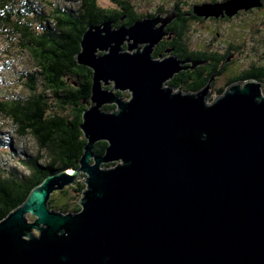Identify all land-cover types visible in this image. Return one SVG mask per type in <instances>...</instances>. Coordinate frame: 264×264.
I'll use <instances>...</instances> for the list:
<instances>
[{"label": "water", "instance_id": "obj_1", "mask_svg": "<svg viewBox=\"0 0 264 264\" xmlns=\"http://www.w3.org/2000/svg\"><path fill=\"white\" fill-rule=\"evenodd\" d=\"M261 7L262 0H227L193 12L231 18ZM173 18L106 22L83 33L75 60L92 78L79 167L46 176L0 222V264H264L262 83L230 84L209 105L210 83L172 93L166 84L182 63L152 53ZM98 142L107 144L103 157L93 153ZM80 172V211L49 209L51 194Z\"/></svg>", "mask_w": 264, "mask_h": 264}, {"label": "trees", "instance_id": "obj_2", "mask_svg": "<svg viewBox=\"0 0 264 264\" xmlns=\"http://www.w3.org/2000/svg\"><path fill=\"white\" fill-rule=\"evenodd\" d=\"M100 1L110 2L112 8L99 7ZM129 1L77 0L75 9L56 5L48 14L43 12L41 15L38 10L35 11V5L33 9L26 1L0 0V32L20 51L29 53L35 66V71L20 73L17 77L27 92L23 98H0V117L10 122L17 138L32 137L39 153H43L19 158L27 176L21 177L0 167V221L18 208L46 176L79 167L78 162L86 144L80 124L90 97L92 73L88 68L77 65L75 56L80 51V40L87 28L106 22H110L113 28H120L132 25L137 19H144L145 15H171L174 18L164 31L173 36L168 46L177 49L186 35L183 31L188 29L189 20L190 24L196 22L190 18L191 15L196 16L193 12L195 3L186 4L187 9H184L185 1H178L179 4L173 3L166 10L158 8L153 13L138 14ZM213 78L204 77L198 86L188 85L183 90L197 93ZM185 79L187 77L182 78ZM245 80H255L264 85V77L245 76L232 77L228 85ZM170 83L176 87L174 81ZM226 87L215 94L221 95ZM114 108L104 106L103 110L112 111ZM106 146V142L96 143L93 153L103 156ZM44 159L45 163H41ZM82 189L83 186L73 190L77 195L71 198L72 201H78ZM67 192L64 189L59 195L66 197ZM48 207L63 214L77 213L81 209L76 203L65 202L55 206L52 198Z\"/></svg>", "mask_w": 264, "mask_h": 264}, {"label": "rangeland", "instance_id": "obj_3", "mask_svg": "<svg viewBox=\"0 0 264 264\" xmlns=\"http://www.w3.org/2000/svg\"><path fill=\"white\" fill-rule=\"evenodd\" d=\"M23 1L28 2V5H32L31 7H33V9L35 8V5V11L38 10L41 15H43V12L44 14H48V12L53 9L56 5L64 7L66 9H75L77 5V0ZM178 1H185L184 9H187V7L185 6L186 4L191 3H201L200 5H202L203 2L204 4L223 3L220 0H130L129 2L131 6H133L135 12H137L138 14H144L149 12L153 13L158 8L166 10L169 8V6L171 7L173 3L179 4L177 3ZM209 1L215 3H207ZM99 7L111 9L112 4H110V2L108 1H100ZM166 16L167 15H164V17ZM201 18V22L196 21L195 23L191 24L189 20V25L187 29V43L190 47L194 46L196 48L201 46L203 47V49L206 48L208 51H210L212 48L218 49L226 47L227 45H233L235 47L240 46L243 48L242 50L246 53L243 56L244 65L254 61L255 59L261 60V64H264V0H262L261 8H254L248 11L240 10L235 16H233V18L231 17L227 21H222L224 17ZM217 33L219 34L218 36L216 35ZM162 39L163 40L161 41V46H164L165 39L164 37ZM167 44H169V42ZM125 45L126 44H124L123 48L126 51ZM251 48L252 52L250 53L252 55H247L248 49ZM257 53H261L262 58H259V56H254ZM240 59L241 57L238 58V61ZM33 71H35V66L30 54L24 51H20L15 43L11 44L10 42H8L5 34L0 32V98L4 100L23 98L27 92L20 85V82H18L17 77L20 75V73H31ZM225 78L227 77H221L220 81L218 80V78H214L211 88L206 91V94L208 96V98L206 99V104H211L212 101L217 98L218 95L215 94L216 92H213V90L219 87L221 85V82H223ZM263 86L264 85H262L261 88L264 92ZM112 87L113 84L110 83L107 89L111 90ZM179 91L181 90L173 88L172 93H178ZM116 94L125 101L129 100L130 93L128 91H117ZM107 106L115 107L114 104ZM9 145H11V148H9ZM37 155H43V153H39L36 143L32 139V137L27 136L24 139L17 138L10 122L0 117V167L8 172H16L21 177L27 176L26 170L19 163V158L23 159L27 157H35ZM45 160L46 159L42 160L41 163H45ZM109 165H112L111 167H113L116 165V163L112 162L107 165H105V163L102 164L103 167H107ZM85 176L86 175L84 173L80 172V175L75 180V183L70 185L69 187L67 186L64 188L68 191L66 197H61L59 195L60 191H54L51 194V198L54 200V205L57 206L60 204H64L65 202L69 204L76 203L77 205H79V200L82 197V193L86 190L85 183H81V181L85 182ZM82 186L83 189L81 195L78 197V201H72L71 198L77 195V193H74L73 190ZM51 210L57 211L55 209ZM4 219H2L1 221H3ZM33 221L34 218L32 216H26L27 223H31ZM33 234L38 236L39 231L34 230Z\"/></svg>", "mask_w": 264, "mask_h": 264}, {"label": "flooded vegetation", "instance_id": "obj_4", "mask_svg": "<svg viewBox=\"0 0 264 264\" xmlns=\"http://www.w3.org/2000/svg\"><path fill=\"white\" fill-rule=\"evenodd\" d=\"M220 1L224 2L226 0H220ZM207 3H215V2H207ZM200 4L198 3L196 5H200ZM202 4H204V2ZM161 15L157 14L155 16L164 17ZM155 16L149 17L145 15V17L143 18L151 19V18H154ZM187 16H189V14H187ZM190 18L194 21H200V22L202 21L201 17H196V16L194 17V15L193 16L191 15ZM228 19L230 18L224 17L222 21H227ZM164 29H163V32L165 33V35L163 37L165 39V44L164 46H161L162 45L161 41L163 40L162 39L155 46L153 53H152V58L156 60H162L166 57H173L182 63L181 65L182 69L177 74H175L170 81L167 82L166 85L169 87H172L177 90L180 89L181 91L186 92L183 90V88H187L188 85L198 86L200 84V80L204 77L218 78L219 81L221 77H227L225 78L223 82H221V85L219 87L213 90V92H216L223 87H226V86L228 87L229 86L228 82L232 77H241V76L243 77L244 76L245 77H264V74H263L264 64L263 65L261 64V60L255 59L254 61L246 65L243 64V56L246 53L242 50L243 48L240 46L235 47L233 45H227L226 47H223V48H218V49L212 48L210 51H208L206 48L203 49V47L201 46L196 47V48L194 46L190 47L189 44L187 43L188 30H186L185 28L183 32H185L186 35L183 37L182 42L179 43L177 49H175L174 47L168 46L167 43L173 40V36L171 35L169 36L168 33L164 31ZM216 35L218 36L219 34L217 33ZM250 52H252V48L248 49L247 55H252ZM254 56H259V58H262L261 53H257ZM240 57L241 59L238 61V58ZM195 62L199 64L191 68L192 63H195ZM259 70L260 72H258ZM176 77H178V79H175ZM183 77L184 78L187 77V79L182 80ZM179 78H181L180 83H179ZM214 78L210 82V88H211ZM171 81H174L176 87L178 88L173 86L170 83Z\"/></svg>", "mask_w": 264, "mask_h": 264}, {"label": "bare ground", "instance_id": "obj_5", "mask_svg": "<svg viewBox=\"0 0 264 264\" xmlns=\"http://www.w3.org/2000/svg\"><path fill=\"white\" fill-rule=\"evenodd\" d=\"M104 156V155H103ZM103 156H101V157H103ZM122 162H119V164H121ZM69 187V186H68ZM34 222V221H33ZM32 223V222H31ZM37 229H42V225H38L37 226ZM34 231V229H32V232ZM34 235V234H33ZM34 236H36L37 237V235H34Z\"/></svg>", "mask_w": 264, "mask_h": 264}]
</instances>
